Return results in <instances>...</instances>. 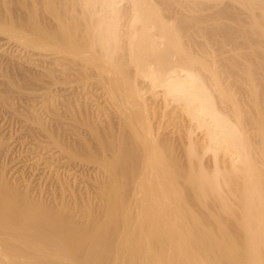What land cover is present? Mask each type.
<instances>
[{"label":"bare ground","instance_id":"obj_1","mask_svg":"<svg viewBox=\"0 0 264 264\" xmlns=\"http://www.w3.org/2000/svg\"><path fill=\"white\" fill-rule=\"evenodd\" d=\"M1 97L94 172L2 161L0 264H264V0H0Z\"/></svg>","mask_w":264,"mask_h":264},{"label":"rangeland","instance_id":"obj_2","mask_svg":"<svg viewBox=\"0 0 264 264\" xmlns=\"http://www.w3.org/2000/svg\"><path fill=\"white\" fill-rule=\"evenodd\" d=\"M62 84V85H61ZM95 84V83H94ZM93 83H92V85H90V84H85L84 82H82V81H77V82H75L74 83V85H75V89H79V87L80 86H87V85H90V87L88 88V87H86L85 89L86 90H92L91 92H90V94L92 93V92H94V93H98V94H101V90L100 89H96V88H98V86L95 84L94 85ZM58 85H60V87H58V88H60V90L61 91H63V95L64 96H67V94L65 93V91L68 93V90L70 91L72 88L70 87L69 89H67L66 88V86H68V84L66 85L65 83H62V82H59L56 86H55V90H57V92L58 93H60L59 94V96L61 95V98H59V97H57L58 98V102H60V103H62L63 101V99H62V97L64 98V96L62 95V93H61V91L57 88V86ZM78 85H79V87H78ZM64 86V88L62 89V87ZM64 89H65V91H64ZM67 89V90H66ZM72 90H74V88L72 89ZM97 94V95H98ZM27 97V96H26ZM102 98V96L100 97V99ZM24 99L27 101V99L28 98H25V96H24ZM24 99H21V100H18V99H16V103H15V106H13L11 103H9L8 101H6V99H4V97H1L0 98V140L1 139H3V140H6V141H3V142H0V157H1V161H0V163L2 164L3 162H7L8 163V174L10 175V176H12L13 178H15V179H17L19 182H21V183H23V181H24V179H28L29 181H31V186L34 188L35 187V189H33V191L34 192H39L40 190L41 191H45L44 189L46 188V191L44 192V194L46 193V196H50V194H48L49 192L51 193H53V191L55 190V186L54 187H52L53 185H52V181L54 180V177L55 176H52V174H53V172H54V169L56 170V168L58 167L59 168V166H60V169H63L64 167H65V165L67 164V161H68V159L66 158V160L65 159H63L62 157H59V162L57 161V160H54L55 159V155H53L50 151H49V153H47V149H43L42 150V148H41V150H42V154L40 153V156L42 155L43 156V158L44 159H46L47 158V160H48V158H49V155H50V153H51V155H52V157H53V160H52V157H51V155H50V159H51V161H50V164L52 163L53 164V166H52V168H54V167H56V168H54V169H52V168H50V167H46V168H44L43 167V169H42V166L44 165L43 163H42V165H40L39 167L41 168V170H38V166L35 168V165H33L34 164V162H35V158H38V156H39V153L37 154V151L39 150V148L41 147L38 143H36V140L33 138V137H31V134H30V132L29 131H31V129H30V125H31V123L30 122H28V120H27V123L25 122L26 121V119H25V117L24 118H22L23 117V115H21L19 112H17V110L16 111H14L15 109H14V107L16 108V107H18V105L20 106V108H22L21 107V102L22 103H24L25 105H26V103H25V100ZM61 99V100H60ZM62 101V102H61ZM8 102V103H7ZM19 102V103H18ZM5 104V106H4V104ZM9 108H8V107ZM7 107V108H6ZM17 113H19L18 115H17ZM19 118H21V120H19ZM23 119H25L24 120V123H23ZM29 123V124H28ZM23 124H25V127H27V129L25 128V130H24V125ZM27 124L29 125V128H28V126H27ZM56 125V124H55ZM32 126V125H31ZM29 130V131H28ZM62 130H64V129H62ZM24 131V132H23ZM3 132V133H2ZM30 134H28V133ZM11 134H12V136H11ZM71 135V134H70ZM69 134L67 135V133H66V135L65 136H67V139H69V140H73V142H77V143H79V137H80V135H72V136H70ZM2 136V137H1ZM4 136V137H3ZM26 136H29L30 138H26ZM76 136V137H75ZM7 137H9V138H7ZM70 137V138H69ZM73 137V138H72ZM10 138H12V142L11 143H9V141H10ZM31 138H33L34 140H32V141H30L31 140ZM75 138V139H74ZM77 138V139H76ZM28 139H30L29 141H28ZM71 140V141H72ZM5 142V143H4ZM33 142V143H32ZM34 142H35V144H34ZM6 144H7V146H6ZM9 144V145H8ZM11 144V145H10ZM31 145H32V148H31ZM39 145V146H38ZM7 148H6V147ZM9 146H10V148H9ZM33 146H34V148H33ZM35 147H37V149L35 148ZM8 148H9V150H8ZM4 149H5V152H4ZM34 149H36V150H34ZM40 150V151H41ZM47 150V151H46ZM54 149H52V151H53ZM56 150V149H55ZM54 150V151H55ZM39 152V151H38ZM45 152V153H44ZM6 153V154H5ZM48 154V155H47ZM46 155L48 156V157H46ZM5 158V159H4ZM65 158V157H64ZM5 160V161H4ZM61 160V161H60ZM64 160H65V164L63 163L64 162ZM3 161V162H2ZM11 161V162H10ZM41 161H44L43 159H41ZM55 161H57L56 163H55ZM33 162V163H32ZM75 162V161H74ZM73 161H71V160H69V162H68V164H70V165H66V166H69V167H74V169H78L79 168V177H81V175H82V172H83V178H84V180H85V182H88L90 179H89V173L92 171V172H94L92 169H94V164L93 163H91V164H87L86 162H85V168H84V165H81L82 164V162L81 163H78V161H76L75 163H77V165L74 163ZM74 163V164H73ZM0 164V165H1ZM51 164V165H52ZM64 164V165H63ZM74 166H73V165ZM55 165H57V166H55ZM78 165H80L81 167H83V168H81L80 169V167L78 166ZM90 165H91V167H90ZM32 167H34V169L32 168ZM90 167V168H89ZM10 169V170H9ZM46 169V170H45ZM86 169V170H85ZM87 169H90V170H88L87 171ZM51 170V171H50ZM80 170H81V172H80ZM85 170V171H84ZM43 171V172H42ZM47 171V172H46ZM53 171V172H52ZM85 172V173H84ZM91 172V173H92ZM87 173H88V175H87ZM81 174V175H80ZM51 176H52V178H53V180H52V178H51ZM87 177V178H86ZM50 178V179H49ZM83 178L81 177L80 179H78L79 181H80V183H79V181H77V183L74 185V188L76 189V191H80L81 190V188H82V186L83 185H85V183H84V181H83V183H82V180H83ZM49 179V181H46V180H48ZM41 182H43V183H41ZM48 183V184H47ZM47 184V185H46ZM80 184V185H79ZM40 185L41 186H43V187H40ZM46 185V186H45ZM23 186V185H22ZM79 186V187H78ZM50 187H51V189H50ZM83 187H85V186H83ZM52 188H53V190H52ZM43 189V190H42ZM79 189V190H78ZM83 190H84V188H82ZM52 190V191H51ZM48 194V195H47ZM52 195V194H51ZM45 196V195H44Z\"/></svg>","mask_w":264,"mask_h":264}]
</instances>
